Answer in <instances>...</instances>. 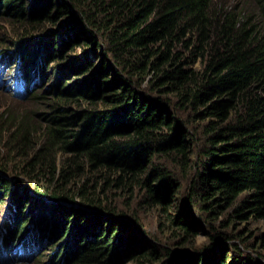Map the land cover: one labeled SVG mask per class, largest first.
Wrapping results in <instances>:
<instances>
[{"label": "trees", "instance_id": "obj_1", "mask_svg": "<svg viewBox=\"0 0 264 264\" xmlns=\"http://www.w3.org/2000/svg\"><path fill=\"white\" fill-rule=\"evenodd\" d=\"M0 16L19 27L0 89L48 100L0 113L3 262L258 264L215 222L264 219V0H0ZM37 68L49 85L29 95ZM177 176L208 227L191 252L199 221L165 212ZM131 204L158 207L182 250L136 236Z\"/></svg>", "mask_w": 264, "mask_h": 264}, {"label": "rangeland", "instance_id": "obj_2", "mask_svg": "<svg viewBox=\"0 0 264 264\" xmlns=\"http://www.w3.org/2000/svg\"><path fill=\"white\" fill-rule=\"evenodd\" d=\"M242 1V0H237ZM222 3H229L231 0H220ZM19 27L13 24L6 18L0 16V56H4L3 59V66L0 68H4L6 61L9 58L7 56H13L14 53V45L12 44V40L16 34V31ZM17 35V34H16ZM13 52V53H12ZM14 63L17 61L16 58H13ZM5 63V64H4ZM14 64L10 66H6V70H11ZM53 66V65H51ZM8 68V69H7ZM38 69V68H37ZM10 73V72H7ZM39 76H43L40 78L39 85L33 87L30 91H28L29 95L32 93H40L41 91L45 90L49 85V75L50 71H46V73L41 74L38 69ZM9 75V74H8ZM35 77V75H34ZM33 77V78H34ZM52 78H50L51 81ZM28 86V84L26 85ZM28 96V95H27ZM48 100L42 99L38 100L37 104H32L30 102H25L23 99H19L15 97L11 92L5 91L0 89V113L3 110L8 111H21V110H29L31 112L40 113L42 111L46 112V106H42L41 103H47ZM194 128H197L196 124H193ZM198 133V130H197ZM199 138V136H197ZM199 144L198 142L196 143ZM7 151L3 148L0 150V155L3 156V159L6 160ZM13 165H10L12 167ZM178 176L175 177V181L179 183L180 187L173 193L171 206L166 209L165 212L168 211V214L175 216V214H185L190 207L185 205V188H186V181L185 180H178ZM120 198L117 203L120 206H124L125 198ZM7 200V199H5ZM7 202V201H6ZM8 204V202H7ZM7 205L5 206V202L0 203V230L2 229L3 222L5 220V213H6ZM162 211V210H161ZM191 214H194V217L199 221L196 223L195 228V236L193 238H189L187 240L186 246H182L183 249L188 251H195L201 249L208 244V238L206 236V232H208V227L203 222L201 213L196 208H192L190 210ZM124 217H127L126 220L131 221V217L136 221L137 225L139 226L140 232L134 231V234L141 238V240H146L152 244H156L158 246H165L168 247L171 252L174 254L177 250H182V247L178 248L175 244L178 242L177 238L174 237V227L166 226L167 222L164 219V215L159 211L158 207L150 208L138 204H131L130 209L127 212H124ZM204 218V217H203ZM205 219V218H204ZM227 222V227L223 229V232L227 235H231V242H226L225 246L233 245L239 246L240 253L249 256L250 258L257 261L258 264H264V219H254L248 218L247 220H225V218H221L220 221L215 222L216 228H218L220 222ZM26 238H21V241L25 243ZM216 247L214 249H218L222 247L221 244L216 243ZM231 247V249H232ZM29 251L31 249H28ZM19 251H14V259L12 262H3L4 254L0 252V264H42L43 262L47 261V253L45 252H38L33 256H29L27 250H23L20 255L22 257L18 258ZM241 254V255H242ZM243 257V255L241 256ZM164 259H161L160 262H154L150 260L148 257H138L133 260H128L123 264H163ZM225 263H228L226 261ZM255 264V263H254Z\"/></svg>", "mask_w": 264, "mask_h": 264}]
</instances>
